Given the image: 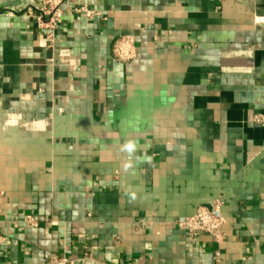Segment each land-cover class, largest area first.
<instances>
[{
    "label": "crops",
    "instance_id": "crops-1",
    "mask_svg": "<svg viewBox=\"0 0 264 264\" xmlns=\"http://www.w3.org/2000/svg\"><path fill=\"white\" fill-rule=\"evenodd\" d=\"M40 1L0 0V264H264V0H78L52 44Z\"/></svg>",
    "mask_w": 264,
    "mask_h": 264
},
{
    "label": "built area",
    "instance_id": "built-area-1",
    "mask_svg": "<svg viewBox=\"0 0 264 264\" xmlns=\"http://www.w3.org/2000/svg\"><path fill=\"white\" fill-rule=\"evenodd\" d=\"M78 0H41L36 9L34 22L36 27L45 32V40L49 44L54 42L55 31L62 23L63 15L70 10L76 13H83L86 17L92 18L94 11L78 6ZM258 22H264V17H258ZM113 58L117 62H129L136 57V50L131 36L119 37L113 44ZM252 122L257 126L264 127V114L257 113L253 116ZM4 192L0 191V214L2 213ZM225 216L222 213V202L217 199L213 201L211 207L199 205L195 212L182 220H177L175 225L189 236H194L198 232L211 235L215 242L223 240L222 228L225 224ZM25 221L29 227L38 226V219L32 215H27ZM6 241L0 236V245ZM45 264H76L75 259H70L65 255L54 254Z\"/></svg>",
    "mask_w": 264,
    "mask_h": 264
},
{
    "label": "clouds",
    "instance_id": "clouds-1",
    "mask_svg": "<svg viewBox=\"0 0 264 264\" xmlns=\"http://www.w3.org/2000/svg\"><path fill=\"white\" fill-rule=\"evenodd\" d=\"M129 151H131L133 149V145L131 143L127 144L125 146Z\"/></svg>",
    "mask_w": 264,
    "mask_h": 264
}]
</instances>
